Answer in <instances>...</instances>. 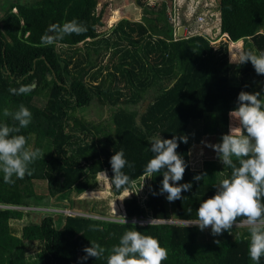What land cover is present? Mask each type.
<instances>
[{
	"label": "trees",
	"instance_id": "obj_1",
	"mask_svg": "<svg viewBox=\"0 0 264 264\" xmlns=\"http://www.w3.org/2000/svg\"><path fill=\"white\" fill-rule=\"evenodd\" d=\"M133 2L140 10V21L122 19L103 34L99 32L104 27L103 10L96 11L97 0L0 5V124L15 123L4 117V109L15 112L24 105L32 113L31 123L19 133L26 137V147L32 141L31 149H39L42 155L46 146L51 149L49 156L30 165L31 175L13 177V184L5 183L0 173V204L42 207L34 184L43 182L51 206L66 209L74 194L94 193L91 190L99 186L98 174L112 176L110 158L123 149L125 159L134 165L124 169L131 177L127 191L132 184L140 199L144 196L142 207L150 210L146 218L160 223L124 225L94 216L51 212L44 213L37 224L23 226L17 236L11 223L30 212L0 207V264H107L111 248L125 231L134 229L156 238L168 250L163 264H254L248 254L247 226H233L218 242H200L199 228L180 222H194L200 203L212 197L215 185L231 174L217 159L204 160L192 169L189 148L193 139L186 138L184 143L180 137H186L194 125L198 136L228 134L227 114L237 107L241 91L259 92L264 101V75H258L250 62L232 65L226 41L211 47L201 37L174 40L163 0L152 7L145 0ZM216 11L221 35L231 43L242 41L244 52H264V0H219ZM72 20L84 24L87 31L56 38L51 45L42 43L44 35L56 36L53 26ZM79 44L85 49L80 50ZM19 53L26 67L23 73L12 69ZM104 60L113 62L112 70L101 75ZM22 84L32 85L33 91L27 95L9 92ZM142 102L145 109L139 111ZM93 104L108 106V117L99 121L85 118L79 110ZM193 122L197 124L190 126ZM230 122H234L231 116ZM159 135L162 139L177 137L176 151L186 163L178 183L192 184L190 191L182 192V199L172 202V222H166L165 193L160 194L162 173L148 180L144 172L153 156L148 150L149 138ZM201 174L200 181L193 179ZM109 189L113 196L125 191H116L110 184ZM120 203L126 219L141 216L133 194ZM90 225L101 230L90 231ZM93 241L106 249L105 254L82 260L83 249ZM32 249L36 258L29 261Z\"/></svg>",
	"mask_w": 264,
	"mask_h": 264
},
{
	"label": "clouds",
	"instance_id": "obj_2",
	"mask_svg": "<svg viewBox=\"0 0 264 264\" xmlns=\"http://www.w3.org/2000/svg\"><path fill=\"white\" fill-rule=\"evenodd\" d=\"M53 31L55 37L48 34L42 37L44 45H51L56 38L62 39L67 35H82L87 27L72 20L53 26ZM231 59L238 64L250 62L258 75H264V52L255 55L241 51L235 59ZM31 91L32 85L9 88L14 95H27ZM260 96L259 92L241 91L238 94L237 107L229 113L234 121L233 126L228 134L222 136L220 143L211 145L223 166L231 169L230 177L215 185L216 193L203 200L196 210L197 219L185 225L197 226L201 231L210 227L211 234L215 236L223 232L231 233L238 219L243 218L240 222L247 226L248 254L254 264H260L264 257V101ZM3 115L11 117L15 123L0 124V173L5 183L13 184V177L23 179L25 175H31L30 165L45 154L42 155L39 149L27 148L26 137L19 134L31 123L32 113L28 108L20 105L15 112L6 108ZM180 141L186 143L187 139L180 137ZM149 144L151 147L148 150L153 156L145 166V178L151 179L162 173L160 194L167 193L169 202L182 199V192L190 191L192 184L178 183L183 179L186 163L176 151L179 147L177 137L162 139L160 135L153 136L149 138ZM110 165L112 176L108 177L106 172L102 174L116 191H127L131 177L124 169L134 165L125 159L123 149L111 156ZM202 176L196 175L193 179L200 181ZM131 194L128 192L126 197ZM119 217L118 222L125 225L126 218ZM89 230L101 229L90 225ZM83 251L86 255L82 260L88 257L99 259L106 249L93 241ZM167 259L168 250L156 238L134 229L125 231L119 243L111 248L107 264H163Z\"/></svg>",
	"mask_w": 264,
	"mask_h": 264
},
{
	"label": "rangeland",
	"instance_id": "obj_3",
	"mask_svg": "<svg viewBox=\"0 0 264 264\" xmlns=\"http://www.w3.org/2000/svg\"><path fill=\"white\" fill-rule=\"evenodd\" d=\"M19 2L23 5H28L31 6L32 4H34V1L37 0H0V5H2V2ZM205 1V2H204ZM213 1V0H212ZM97 9L96 11L99 12L100 10H103V14H102V20L104 22V27L100 29V33L103 34L105 32H108L113 26H115L120 20L122 19H127V20H131V21H135L138 22L140 21V10L137 6H135L133 0H97ZM188 2H191V4H194L196 2H198V0H188ZM203 5L205 3L210 2V0H202ZM163 3H165V6H170L171 5V0H163ZM106 4V5H105ZM178 5L180 7H183V11H182V15L185 16V14L187 16H190L191 12H188V10H191L190 8H188L183 1H180L178 3ZM202 5V6H203ZM13 13H16V11H13ZM187 18L185 17L183 19V23L187 24ZM193 22V21H192ZM191 22V23H192ZM186 26H189L188 24ZM190 34H188L189 36ZM78 47H80V50L85 49L84 46H82L81 44L77 45ZM233 48V49H232ZM65 49V48H64ZM235 49L234 45H229L228 46V55L231 58V52H233ZM21 53H19V55L13 59V63L12 64V69L13 70H20L21 73L26 71V67H24L22 61H21ZM112 61H108V60H104L102 65V71H101V75L107 73V71H111L112 70ZM145 109V102H142L139 106H138V110H144ZM81 111L85 118H87L88 120H93V121H99L101 119H106L108 117L109 114V107L108 106H104V107H99L96 104L90 105L88 108L84 109V110H79ZM227 118H228V124H227V131H229V121H230V115L227 114ZM197 124L196 122H193L190 126ZM198 127L196 125L190 127L189 133L186 136V138H190L193 139L192 140V144L193 142H196V139L200 136L197 135L196 129ZM214 138H205L206 144L204 146H202L201 151L198 153L197 156H199V163H197L194 159H193V155H189V161H190V167L192 169H196L199 168L201 163L204 160H208V159H218V156L216 154V152L213 150V148L211 147V145L217 144L221 142V136H214ZM27 148H32V141L29 142V145ZM50 148L49 147H45L44 148V154L45 156H49L50 154ZM220 161V160H219ZM163 178V175H162ZM149 180V179H148ZM97 181H98V188L93 190V194L90 193H86L84 192L81 195H73L71 197L72 199V204L67 207L66 209H59V208H55L53 206H51V199L46 196V186L45 183L43 182H36L34 185V190L35 193L39 196L42 197V207L36 208L37 210H35V207H31L30 209L32 211H29V214H26L25 217L23 218V220L21 221H13L11 223V228L13 230V233L17 236L20 235L21 232V228L23 226L26 225H30V224H37L40 219L42 217H44L46 214L44 213H51V212H56V213H61L64 214L63 211H68V209L70 211H72L73 213H81V214H86V215H93L94 217H103L105 219H109V220H115V221H119L120 217L119 216H123V205L120 208L119 207V203L121 201L120 204H122L123 199L126 197V195L128 194V192H131L137 199L139 206L141 208V216L138 218V221H140V219H144L146 217H148V214H150V210L145 206L142 207V203H144V196H141L140 199V195L138 193V191L133 188V185L131 184V189L130 191H124L122 192L120 195L118 196H113L112 193L110 192L109 189V184H108V180L104 177V175L102 173L97 175ZM150 189V188H149ZM149 189H148V194H149ZM100 195L99 197H97V195ZM167 193L164 194V199H165V203H166V207H167V215H168V220L166 222H172L174 219V212L171 208V204L172 202H169L167 199ZM115 202V204H110V201ZM147 200H148V196H147ZM147 200L145 202H147ZM107 201L109 202L107 204ZM83 206V207H82ZM82 207V208H81ZM19 210H24L23 208H18ZM26 212V211H25ZM59 222L61 221V217H58ZM127 220V219H126ZM129 221L127 222H133L130 221L131 219H128ZM238 225H244L242 223H237L234 226H238ZM199 236H198V241L202 242V241H206V242H218L221 240L220 235H212L211 234V228H206L203 231H201L199 229ZM218 246H220V244H217ZM35 249H32L29 252L28 257L30 258L29 261H32L36 258L35 256ZM0 256H1V252H0Z\"/></svg>",
	"mask_w": 264,
	"mask_h": 264
},
{
	"label": "built area",
	"instance_id": "obj_4",
	"mask_svg": "<svg viewBox=\"0 0 264 264\" xmlns=\"http://www.w3.org/2000/svg\"><path fill=\"white\" fill-rule=\"evenodd\" d=\"M180 1H183L184 4L191 9L188 10V12L192 11L190 16H187L186 14L185 16L182 15L183 7H180L178 5ZM145 2L148 6L152 7L155 4L162 2V0H145ZM202 5H203L202 0H198V2L194 4H191V2H188V0H171V5L166 6V17L169 25L172 26L173 29L172 36L174 40L180 38L188 39L193 37H201L206 39L211 45V47H216L218 44H220V42L225 41V38H223V36L220 33V15L216 11L217 2L214 4V2L211 1L209 3H205L203 6ZM185 17L187 18L186 20L189 26H186L187 24L183 23V19ZM215 23L217 24V27H215ZM182 28H184V32L186 31L187 34L186 35L183 34V37H179L178 31L179 29ZM188 34L190 35L188 36ZM0 207L18 209L17 207L6 206V204H0ZM21 208H23L24 211H32L28 207L27 208L21 207ZM35 210L37 209L35 208ZM63 212H64L63 215L65 216L79 215L84 217H90V215H86V214L73 213L69 209L67 212L66 211ZM99 218H103V217H99ZM126 221L129 220L127 219ZM130 221H133L140 225L146 224L150 221L159 222L158 219H153V217L140 219V221H138V218L134 217L131 218ZM180 222L189 223V221H180Z\"/></svg>",
	"mask_w": 264,
	"mask_h": 264
},
{
	"label": "crops",
	"instance_id": "obj_5",
	"mask_svg": "<svg viewBox=\"0 0 264 264\" xmlns=\"http://www.w3.org/2000/svg\"><path fill=\"white\" fill-rule=\"evenodd\" d=\"M212 0H210V2H211ZM218 1L219 0H213L212 2H214V4L217 2L218 3ZM209 3V2H208ZM215 27H217V24L215 23ZM215 32V31H214ZM263 33V31H261L260 32V34H262ZM187 34V32L185 31L184 32V35H186ZM222 36H223V38H225V41H226V43L228 44V46L229 45H234V47H235V49H234V51L233 52H231V57L233 58V59H235L236 58V55L239 53V52H241V51H243V42L242 41H239V42H237V43H231L229 40H228V37L226 36V35H223L222 34ZM228 58H229V62L232 64V65H237L238 63H234V62H232V59L229 57V55H228ZM231 112V111H230ZM229 112V113H230ZM228 113V114H229ZM233 124H234V122L233 123H231L230 121H229V128H230V125H232L233 126ZM229 131H230V129H229ZM229 131H227L228 133H229ZM215 135H201L200 136V138H198V140H196V142H193V144H191V146H190V148H189V155H193V159L197 162V163H199V156H197L198 155V153L201 151V149H202V146H204L205 144H206V141H205V138H209V137H211V138H214L215 139V137H214ZM202 164V163H201ZM91 191H93V190H91ZM87 192V191H86ZM123 205V204H122Z\"/></svg>",
	"mask_w": 264,
	"mask_h": 264
},
{
	"label": "water",
	"instance_id": "obj_6",
	"mask_svg": "<svg viewBox=\"0 0 264 264\" xmlns=\"http://www.w3.org/2000/svg\"><path fill=\"white\" fill-rule=\"evenodd\" d=\"M183 34H184V28L179 29V31H178V36H179V37H183Z\"/></svg>",
	"mask_w": 264,
	"mask_h": 264
}]
</instances>
